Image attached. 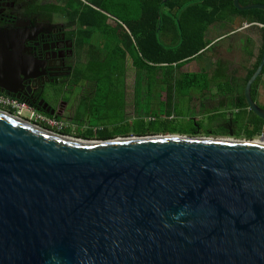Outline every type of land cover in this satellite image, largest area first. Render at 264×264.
Wrapping results in <instances>:
<instances>
[{"label":"water","instance_id":"obj_1","mask_svg":"<svg viewBox=\"0 0 264 264\" xmlns=\"http://www.w3.org/2000/svg\"><path fill=\"white\" fill-rule=\"evenodd\" d=\"M0 264H264V143L81 142L0 110Z\"/></svg>","mask_w":264,"mask_h":264},{"label":"flooded vegetation","instance_id":"obj_2","mask_svg":"<svg viewBox=\"0 0 264 264\" xmlns=\"http://www.w3.org/2000/svg\"><path fill=\"white\" fill-rule=\"evenodd\" d=\"M54 4L50 0H0V34L11 37L0 46L10 49L0 60V93L6 94L3 88L13 89L20 100L38 112L67 126L71 120L80 126L78 131L98 134L104 128L93 127L90 116L85 123L78 117L97 105L93 103L98 77L105 82L107 91L111 83L110 93L115 99L121 80H125L128 59L132 65L138 59L106 50L110 44L106 39L92 29L78 26L70 14L51 11ZM117 24L116 19L108 21L114 31ZM256 104L264 110V105ZM246 108L250 112L247 120L230 117L210 135L246 139L247 133L260 129L249 141L264 139V121L248 104Z\"/></svg>","mask_w":264,"mask_h":264},{"label":"trees","instance_id":"obj_3","mask_svg":"<svg viewBox=\"0 0 264 264\" xmlns=\"http://www.w3.org/2000/svg\"><path fill=\"white\" fill-rule=\"evenodd\" d=\"M56 3L50 7L51 11L67 13L76 20L80 27L92 29L97 36L110 39V51L117 50L126 56V52L139 54L138 71L145 70L150 76L155 68L162 66L182 68L191 58L198 55L206 47L204 33L216 19L227 16H246L255 23L264 25V11H239L235 7V0H50ZM242 6L252 4L264 5V0H240ZM52 5V4H51ZM113 18L122 23L129 31L132 39L120 25L112 30L108 21ZM133 40V41H132ZM118 41V42H117ZM118 43H123L124 49ZM134 45H133V44ZM126 51V52H125ZM137 52V53H136ZM124 56V57H125ZM147 63L151 64L148 66ZM155 67V68H154ZM98 89L95 100L101 101L99 106L91 107L90 111H83L78 115L83 123L90 116L96 121L98 128H104L98 134L92 131L78 134L77 137L86 141L107 142L118 138H138L151 136H188L192 138L202 135L201 127L196 124L192 130L173 127V121L143 122L139 128H124L121 124L108 121L107 112H100L97 108L107 107V98L112 99L111 83L109 89L102 78L98 77ZM106 102V103H105ZM87 109V108H86ZM157 116V115H156ZM169 118L170 115L166 114ZM106 122L107 126H102ZM260 129H256L245 136L250 140ZM61 135L68 137L71 132L64 131Z\"/></svg>","mask_w":264,"mask_h":264},{"label":"crops","instance_id":"obj_4","mask_svg":"<svg viewBox=\"0 0 264 264\" xmlns=\"http://www.w3.org/2000/svg\"><path fill=\"white\" fill-rule=\"evenodd\" d=\"M121 24L118 21L117 25ZM124 30L132 39L129 31ZM107 41L110 43V39ZM204 41L206 47L180 69L177 64L154 67L156 70L149 76L145 70L136 69L139 62L132 65L128 59L124 77L128 81V73L133 71L135 85L180 86L182 91L179 95L189 99V106L193 105L195 109L196 114L190 121L196 125L203 123L202 117H209L212 130L206 135H210L217 130V125L225 123L230 117L241 116L247 120L250 115L246 108L245 89L262 62L264 25L240 15L219 18L205 30ZM118 44L124 49L123 43ZM110 45L107 44L106 50ZM126 56H134L139 61V54L134 52L127 51ZM147 65L151 66L149 63ZM138 76L140 80L137 82ZM252 93L254 101L264 105V69L254 82ZM165 99L171 98H167L166 94Z\"/></svg>","mask_w":264,"mask_h":264},{"label":"rangeland","instance_id":"obj_5","mask_svg":"<svg viewBox=\"0 0 264 264\" xmlns=\"http://www.w3.org/2000/svg\"><path fill=\"white\" fill-rule=\"evenodd\" d=\"M49 1V0H45ZM121 26H124L121 24ZM125 28V27H123ZM128 81L125 79L123 82L121 80L119 94L115 99L107 98L106 102L109 105L107 107L97 108L100 112H107L109 116L108 121L121 124L122 127L128 128L129 124L131 129L139 128L140 124L143 122L147 124L150 120L156 121H170L172 120L174 124L173 127L184 129L185 131L192 130L196 125L190 118L193 117L195 109L193 105L189 106L191 101L186 98H182L179 93L182 91L180 86H139V83L135 85L134 83V72L130 71L128 73ZM139 76L137 82L139 81ZM167 94V98L165 99ZM163 96V98H161ZM101 101L96 100L93 104H99ZM156 103V105L154 104ZM99 106V105H97ZM166 114L170 115V118L166 117ZM157 115V116H156ZM66 121L67 118H65ZM203 123H199L201 126L202 135L196 138H207V139H227L233 141H244L243 137H228L221 135H206L212 130L210 125L209 117H202ZM71 122V123H70ZM69 126H67L66 131H70L71 135L67 138L81 141V142H100V141H86L78 138V134H83L84 132L78 131L80 128L78 124L70 120ZM92 125H98L96 121L91 120ZM106 122H103L102 126H107ZM95 128H98L95 126ZM179 136V135H175ZM65 137V136H64ZM188 137V136H183ZM129 138H135V136H130ZM192 138V137H191ZM122 139V138H118ZM260 143H264V139L259 140Z\"/></svg>","mask_w":264,"mask_h":264},{"label":"built area","instance_id":"obj_6","mask_svg":"<svg viewBox=\"0 0 264 264\" xmlns=\"http://www.w3.org/2000/svg\"><path fill=\"white\" fill-rule=\"evenodd\" d=\"M0 110L12 114L30 125L50 133L63 136L61 133L67 128L63 122L56 118L38 112L27 101L0 93Z\"/></svg>","mask_w":264,"mask_h":264}]
</instances>
